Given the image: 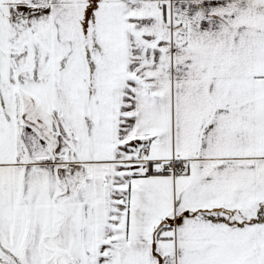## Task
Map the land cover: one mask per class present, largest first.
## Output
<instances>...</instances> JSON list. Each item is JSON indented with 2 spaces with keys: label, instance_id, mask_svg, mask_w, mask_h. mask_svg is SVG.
I'll use <instances>...</instances> for the list:
<instances>
[{
  "label": "snow or ice",
  "instance_id": "snow-or-ice-1",
  "mask_svg": "<svg viewBox=\"0 0 264 264\" xmlns=\"http://www.w3.org/2000/svg\"><path fill=\"white\" fill-rule=\"evenodd\" d=\"M0 264H264V0H0Z\"/></svg>",
  "mask_w": 264,
  "mask_h": 264
}]
</instances>
